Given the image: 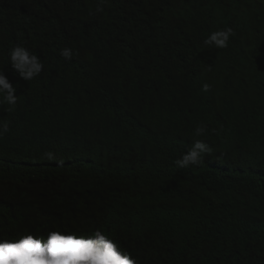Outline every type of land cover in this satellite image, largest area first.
Listing matches in <instances>:
<instances>
[{
    "label": "trees",
    "instance_id": "16d2710c",
    "mask_svg": "<svg viewBox=\"0 0 264 264\" xmlns=\"http://www.w3.org/2000/svg\"><path fill=\"white\" fill-rule=\"evenodd\" d=\"M97 2L0 0V70L17 95L0 137V238L100 230L138 264H264V144L243 169L216 173L250 140L241 115L264 111V0H106L90 14ZM227 27L226 48L203 44ZM16 44L44 65L31 81L9 63ZM200 124L213 152L178 168ZM63 157L108 182L67 188L74 177L26 201L43 180L69 181L47 169Z\"/></svg>",
    "mask_w": 264,
    "mask_h": 264
},
{
    "label": "clouds",
    "instance_id": "9594fccd",
    "mask_svg": "<svg viewBox=\"0 0 264 264\" xmlns=\"http://www.w3.org/2000/svg\"><path fill=\"white\" fill-rule=\"evenodd\" d=\"M105 2L106 0H98L95 12L90 14L101 13ZM233 35L231 27L218 29L207 36L203 40V44L211 48L223 49L228 46L229 38ZM59 55L66 60H71L73 51L71 48L65 47L59 50ZM8 58L12 69L25 81L33 80L44 69L41 59L21 44H16L8 50ZM208 89V84L203 85V90L207 91ZM15 92L16 88L0 70V137L10 131L6 117L11 115L17 103ZM116 103L118 104V102ZM117 113V117L121 120L131 116L130 110L122 103H119ZM240 119L244 125L240 131L251 129L250 140L245 145L243 152H240L239 157L228 155L217 161L216 173L219 174V177L229 174L233 168L243 169L244 165L250 162L256 154L259 146L264 144V111H261L260 115L243 114ZM207 131L208 128L204 124L195 127L194 136L189 138L192 141L191 146L175 161L178 168L187 169L191 166H198L203 163L205 156L212 154L213 149L207 143L210 140L206 134ZM44 155L50 160L56 158L51 151ZM88 157H90L89 154ZM96 162L93 166L96 165ZM47 169H50L48 172L57 171L69 181L63 182L58 178L43 180L33 191L31 189L28 191L29 197H26V201L28 198L31 200L32 196L34 198L38 190L43 188L51 192L55 185L60 186V189L66 188L74 177H77V180L67 188L73 187L76 183L97 187L101 182H108L106 175L99 174L96 177L91 173V170L76 166L75 161L70 158L56 159L48 165ZM60 203L68 207L73 215L82 217L84 221H90V218L95 216L88 206H83L70 199ZM0 264H138V261L131 253L125 251L113 237L100 230L89 235L54 230L49 231L46 235L25 233L15 239L0 238Z\"/></svg>",
    "mask_w": 264,
    "mask_h": 264
}]
</instances>
